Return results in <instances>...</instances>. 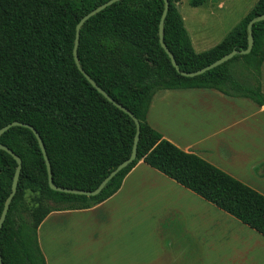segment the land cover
Segmentation results:
<instances>
[{
  "label": "trees",
  "instance_id": "16d2710c",
  "mask_svg": "<svg viewBox=\"0 0 264 264\" xmlns=\"http://www.w3.org/2000/svg\"><path fill=\"white\" fill-rule=\"evenodd\" d=\"M110 0H0V129L18 121L40 134L49 157L53 183L61 188L94 191L132 154L141 124L137 158L94 197L53 190L46 160L35 133L14 126L0 144L22 160L18 190L0 233L4 264H47L38 229L54 211L87 209L112 197L126 176L144 161L264 236V195L195 153L165 139L147 120L158 90L215 89L264 106V20L253 25L249 54L248 25L264 14V0L217 46L195 51L181 0H169L164 43L181 72L198 71L234 50L228 62L196 77L178 72L160 41L164 0H121L91 17L80 31L79 70L73 50L82 18ZM193 5L201 0H193ZM247 72L242 80L237 70ZM244 73V72H243ZM109 98L113 99L111 102ZM18 163L0 148V218L12 191ZM32 193L33 210L26 195ZM50 202L63 206L54 207ZM24 211H30L28 219Z\"/></svg>",
  "mask_w": 264,
  "mask_h": 264
},
{
  "label": "crops",
  "instance_id": "0c3cea01",
  "mask_svg": "<svg viewBox=\"0 0 264 264\" xmlns=\"http://www.w3.org/2000/svg\"><path fill=\"white\" fill-rule=\"evenodd\" d=\"M191 40L198 53L213 48ZM261 85L264 92V64ZM147 120L264 195V106L215 89L158 90ZM38 240L47 264H264L262 234L144 161L106 201L50 213Z\"/></svg>",
  "mask_w": 264,
  "mask_h": 264
},
{
  "label": "water",
  "instance_id": "95a60500",
  "mask_svg": "<svg viewBox=\"0 0 264 264\" xmlns=\"http://www.w3.org/2000/svg\"><path fill=\"white\" fill-rule=\"evenodd\" d=\"M121 1V0H110L108 2H106L105 4L99 6L98 8H96L95 10H93L92 12L88 13L87 15H85L82 20L79 22V24L77 25V33H76V40H75V46H74V50H73V54H74V58L76 61V64L79 68V70L85 75V77L88 79V81L95 87L97 88V90L102 93L103 95L107 96V94L105 93V91L100 88L95 81L83 70V68L81 67L80 64V60L78 57V49H79V44H80V31L83 27V25L93 16H95L96 14L100 13L101 11L105 10L106 8H108L109 6L113 5L114 3ZM165 3V8H164V12H163V16H162V20H161V24H160V41L161 44L163 46V48L166 50L167 54L169 55V57L171 58L172 64L173 66L176 68V70L180 73H182V75L187 76V77H196L198 75H202L205 72L214 69L222 64H224L225 62H228L229 60H231L233 57H235L236 55L239 54V52L237 50L232 51L231 53L225 55L223 58L217 60L216 62L198 70L195 72H181L179 65L176 62V59L174 57V55L172 54V52L169 50V48L166 46V44L164 43V22H165V18L167 16L169 7H170V3L169 0H164ZM264 20V14L257 16L256 18H254L253 20L250 21L249 25H248V48L242 52H240L241 54H249L253 47H254V36H253V25L257 22L263 21ZM108 97V96H107ZM109 100L111 102H114L113 99L109 98ZM117 106L122 109L123 111H125L127 114H129L133 120L136 123L137 126V134L135 137V143H134V147H133V151L131 156L124 161L123 163H121L116 169H114L109 176H107V178L100 184V186L95 189L94 191H83V190H74V189H67V188H61L58 187L57 185H55L53 183V177H52V168H51V163L49 160V157L47 155V151L45 148V145L43 143V140L40 136V134L37 132V130L32 127L31 125L28 124H24L18 121L12 122L6 126H4L3 128L0 129V136L3 135L5 132H7L10 128L14 127V126H25L30 128L36 135V137L39 140L42 152L44 154L45 160H46V164H47V169H48V173H49V185L50 187L58 192H64V193H70V194H76V195H84L87 197H94L97 196L98 194H100V192L103 190V188L118 174L120 173L123 169H125L126 167H128L131 163L134 162V160L137 158V151H138V142L140 139V133H141V124L140 121L136 118V116L127 108L117 104ZM0 148L5 150L6 152H8L10 155H12L15 160L18 163L17 166V170H16V174L14 177V181H13V185H12V191L9 195V197L7 198L6 202H5V206H4V210L2 212L1 218H0V233L1 230L3 228L4 222L7 218L8 215V211L10 209L11 203L13 201V198L15 197L17 190H18V183H19V179H20V175H21V171H22V160L21 158L16 155L10 148H8L5 145L0 144ZM0 264H4L1 254H0Z\"/></svg>",
  "mask_w": 264,
  "mask_h": 264
},
{
  "label": "rangeland",
  "instance_id": "374dc122",
  "mask_svg": "<svg viewBox=\"0 0 264 264\" xmlns=\"http://www.w3.org/2000/svg\"><path fill=\"white\" fill-rule=\"evenodd\" d=\"M224 8L218 9L209 3L208 0H201V4L193 5V0H181L179 4V11L182 14L186 28L193 39L197 42L199 39L203 41L202 45H206L209 49L219 44L225 36L243 19L246 12L255 5L257 0H223ZM216 13V19L209 15V8ZM198 48H201L199 46ZM197 50V49H196ZM199 50V49H198ZM197 50V51H198ZM244 72V73H243ZM246 71L243 66L237 70V76L244 79ZM245 74V75H243ZM33 194L28 192L26 195L27 210H33L37 205L34 203ZM50 204L54 207H63L52 202ZM30 211H24V216L28 219Z\"/></svg>",
  "mask_w": 264,
  "mask_h": 264
}]
</instances>
